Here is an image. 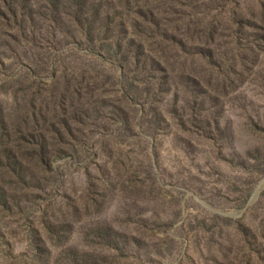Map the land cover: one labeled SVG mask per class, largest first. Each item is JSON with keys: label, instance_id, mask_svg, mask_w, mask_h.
<instances>
[{"label": "rangeland", "instance_id": "rangeland-1", "mask_svg": "<svg viewBox=\"0 0 264 264\" xmlns=\"http://www.w3.org/2000/svg\"><path fill=\"white\" fill-rule=\"evenodd\" d=\"M84 1L0 15V264H264V0Z\"/></svg>", "mask_w": 264, "mask_h": 264}, {"label": "trees", "instance_id": "trees-1", "mask_svg": "<svg viewBox=\"0 0 264 264\" xmlns=\"http://www.w3.org/2000/svg\"><path fill=\"white\" fill-rule=\"evenodd\" d=\"M49 4L52 5L50 9L53 11V9L58 10L60 7L67 8L68 10H72L73 14V19H77V17L83 13L84 14V9L86 7L85 1L84 0H45ZM2 5L0 4V15L4 17L5 14V9L10 10L11 5L6 3V0H2ZM12 12H15L14 10ZM15 15V14H14ZM84 24L85 26H88L90 23V20H88L87 15L86 17H83ZM82 22V21H81ZM83 23V22H82ZM62 128H65V133L69 132V129L67 128V123L64 122V126L62 124ZM55 134L56 136H59L58 133L59 131L56 130L55 132V126L54 124L52 125V131L51 134ZM40 141H35L34 139L31 138V135L28 134L27 138H23V143H25L28 147V151L31 152L32 155L35 156L34 161L35 165L36 163L39 164V166L47 168L52 159V155L57 154V143L60 139L57 140V138H49L45 139L44 136H39ZM48 140L52 142V144L48 143ZM5 147V146H3ZM0 148V152H5L8 153V156H3L2 158V163H0L1 169H2V176H0V181L3 179L5 180H14L15 182H19L21 184L28 183L30 181L31 177L27 176L24 174L22 168H24V165H28L25 160V158H22L25 154L17 151L15 153L14 150L11 148ZM51 151V152H50ZM25 169V168H24ZM3 192L2 190L0 191V198H3L4 195L1 193ZM8 204V202L6 203Z\"/></svg>", "mask_w": 264, "mask_h": 264}]
</instances>
